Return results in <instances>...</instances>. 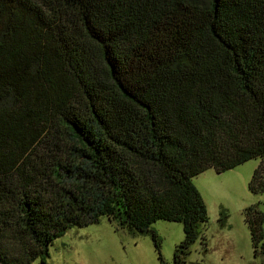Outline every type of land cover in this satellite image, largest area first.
I'll use <instances>...</instances> for the list:
<instances>
[{"label":"trees","instance_id":"obj_1","mask_svg":"<svg viewBox=\"0 0 264 264\" xmlns=\"http://www.w3.org/2000/svg\"><path fill=\"white\" fill-rule=\"evenodd\" d=\"M251 158L264 193V0H0V264L101 216L156 249L180 222L183 264L191 178ZM262 220L245 208L254 253Z\"/></svg>","mask_w":264,"mask_h":264},{"label":"rangeland","instance_id":"obj_2","mask_svg":"<svg viewBox=\"0 0 264 264\" xmlns=\"http://www.w3.org/2000/svg\"><path fill=\"white\" fill-rule=\"evenodd\" d=\"M258 163V158H251L219 173L207 168L191 178L205 204L207 222L200 225L183 264H264V193L248 187ZM254 204L263 216L256 253L245 221V208ZM151 228L157 249L150 232H128L101 216L96 223L66 228L50 243L45 263L30 264H160V258L164 264H174V250L183 239L182 224L159 219Z\"/></svg>","mask_w":264,"mask_h":264}]
</instances>
